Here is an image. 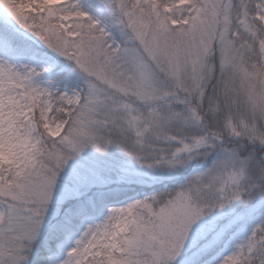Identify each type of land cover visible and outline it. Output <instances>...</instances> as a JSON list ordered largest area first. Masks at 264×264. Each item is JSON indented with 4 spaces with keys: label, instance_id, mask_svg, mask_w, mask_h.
Masks as SVG:
<instances>
[{
    "label": "snow or ice",
    "instance_id": "snow-or-ice-1",
    "mask_svg": "<svg viewBox=\"0 0 264 264\" xmlns=\"http://www.w3.org/2000/svg\"><path fill=\"white\" fill-rule=\"evenodd\" d=\"M0 264H264V0H0Z\"/></svg>",
    "mask_w": 264,
    "mask_h": 264
}]
</instances>
